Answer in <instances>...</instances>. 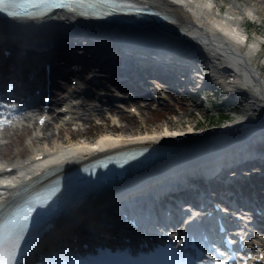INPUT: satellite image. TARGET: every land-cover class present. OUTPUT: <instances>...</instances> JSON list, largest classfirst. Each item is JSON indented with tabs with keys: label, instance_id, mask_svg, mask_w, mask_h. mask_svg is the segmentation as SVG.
I'll list each match as a JSON object with an SVG mask.
<instances>
[{
	"label": "bare ground",
	"instance_id": "6f19581e",
	"mask_svg": "<svg viewBox=\"0 0 264 264\" xmlns=\"http://www.w3.org/2000/svg\"><path fill=\"white\" fill-rule=\"evenodd\" d=\"M154 1H158L161 4L168 6L174 13H176L178 23L167 24V26L170 27V29L181 28L183 29L184 34L188 36L187 39L178 40L179 48H176L173 45L174 40L171 39V35L165 32L161 33L163 35L158 36L154 35V33L146 35L143 33L139 34V32L133 30H120L119 28H106V30H104L99 26H94L90 23H81V21L66 14L58 15V18L61 20L60 22H48L46 20L24 24L23 22L0 20V39L5 38L12 42L22 43L23 47L21 50H31L36 46L46 47V51L52 54L53 52L48 48L56 51L66 49L63 47L67 45V48L72 47L75 51L79 49L93 48L92 51L97 53V58H101L106 62L117 59L116 56H118V50L113 49L117 44H113L114 42H131L133 43V46L137 47L152 45V47L166 48L170 51L180 49L181 51H179V53L185 58H188L187 61H189V59L191 60V65L189 63L190 75H193L195 71L203 74L206 81L215 87H219L220 85L226 88L233 98L241 94L239 91H242L243 94H245L244 91H246L252 102L256 104V107L254 106L249 112L247 111L244 117L223 129L220 128L207 132H200L191 127H188L186 130L169 129L167 127L162 131L154 130L133 134L131 136H124V134L112 136L109 133H112L113 131L110 130L106 135L101 137L100 143L117 145L130 143L132 145H143L146 143L153 144L154 142H179L180 144H184L187 148L193 145L196 146L189 148L188 151H185L180 155L162 162L160 165L167 164L173 169L179 167L182 162H186L192 157L198 158L203 151L201 147H205V145L209 144V141L215 139V137L223 130H225V132L233 130L236 134L240 135L235 143L241 140H248V143L256 142L259 138L257 133L264 130V116H257L255 114L257 113V110L264 108V78H257L259 70L250 65H253V57L257 46L251 44L245 50L246 34L239 25L246 15L254 17V14H252L254 10L250 9L249 12L232 5L227 8L225 14H220L219 11H217V7L214 5L213 0H178L186 7V9L178 5L172 6L167 0ZM80 24H83V27L80 26ZM83 34L86 35L85 37L88 39L85 41H93L94 39L99 41V43L90 42L89 45L85 46L73 42V40H76ZM101 37L104 41L103 44L100 43V40H102ZM64 38L70 39L72 42L66 45L62 42ZM84 38L82 39L84 40ZM148 40H154L157 42L162 41L163 45L149 42ZM170 51H166V53L169 54ZM198 53L200 55H197ZM42 55L46 56L44 52ZM195 55L197 56L195 57ZM161 56L166 57L165 54ZM81 57L82 56L80 55L73 56L74 59ZM136 58L137 57L129 56L127 59H124H126L127 62L131 61L133 64L157 66L158 68H166L167 66V63L162 64L166 61L159 58H157L156 64L150 59V61H140L137 59L138 62H136ZM198 59H201V61ZM154 60L155 59H153V61ZM183 62L188 64L185 60ZM128 63L131 64L130 62ZM42 130L43 129H40V132ZM123 132L124 130H122V133ZM77 135L81 136V133H77ZM54 136L53 133H48L47 131L43 135L38 133L33 137V142H43L47 145L49 144L47 141L52 140ZM255 136H257V138ZM86 142L87 141L84 140L66 145L63 143L57 148H53L52 152H64L67 149L85 150L89 146ZM10 145V142H0V159L13 158L10 157L11 155L8 153L3 154V151L9 149L7 146ZM227 145L228 144L224 143H220L215 147L209 145L210 148L205 150V154L211 153L213 155L214 152L217 150H223ZM52 152L46 150L44 147H32V155L30 157H35L39 154H45L48 156L47 154L52 155ZM18 163L17 167L19 169H25L31 166L24 165L22 161ZM3 168L4 166H0L1 170H3ZM142 176L143 175H140L139 178ZM130 182L131 180L127 179L125 183L120 185L121 187H118V190H123L121 189L122 187H130L129 184H132ZM15 191L16 189H7L1 196H11ZM116 193L118 192L115 191L114 194ZM105 195L106 194H102L101 196ZM112 195L113 194L106 196L103 200H100V202L104 203L109 201L112 198ZM5 199H7V197ZM2 201L3 200H0V203ZM62 234H65V231H63Z\"/></svg>",
	"mask_w": 264,
	"mask_h": 264
},
{
	"label": "snow or ice",
	"instance_id": "6c2138e0",
	"mask_svg": "<svg viewBox=\"0 0 264 264\" xmlns=\"http://www.w3.org/2000/svg\"><path fill=\"white\" fill-rule=\"evenodd\" d=\"M148 6L147 0H0V13L13 19H35L53 9H65L87 17L111 15L117 10H134L139 14ZM35 210L31 202L12 206L7 211L0 208V264H18L20 244ZM260 259L264 260V254ZM213 264L227 262L214 261Z\"/></svg>",
	"mask_w": 264,
	"mask_h": 264
},
{
	"label": "rangeland",
	"instance_id": "374dc122",
	"mask_svg": "<svg viewBox=\"0 0 264 264\" xmlns=\"http://www.w3.org/2000/svg\"><path fill=\"white\" fill-rule=\"evenodd\" d=\"M240 2L242 3L241 5L243 7L248 8V7L252 6L251 3L253 2V0H248V2L246 0H240ZM186 67H188V65H186ZM200 75L203 77L202 74H200ZM205 88H206V85H205ZM209 91H211V96H210L209 100H211V102H218L219 103V101H216V96H217L216 91L214 89H210V88H209ZM238 98L233 99V101L234 102L237 101ZM211 102L203 103V106H202L203 108L202 109L200 108L202 112L199 111L197 107L190 105V102L188 104L189 105L188 108H185L184 110L182 109L184 113L181 111L177 112L175 108L162 109V111H160L159 113L164 114V119H161V121L160 120L156 121L155 117H154L155 114H152V112L147 111L145 109H142L141 114H139L138 118H132V116H131L130 120H129V117L127 116L126 113L115 112L114 116L119 118L120 121L125 122L124 126H126V128H124V130H125V133H127V134L130 132L131 133H139V132L145 131L147 129L154 131V130H160L161 128H164L167 125L168 126H185L186 123H190L193 125L197 122V118H198L197 113L198 112L201 115H203V112L209 113V114H211V113L216 114L217 111H215V112H213L212 110L209 111L210 109H212ZM229 102H231V101H229ZM124 114H126L127 117H125ZM166 115H167V117H166ZM159 116L163 118L162 115L159 114ZM102 118H104V116ZM124 119H126V121ZM97 120H99V119H97ZM219 120L220 119L216 116L215 121L219 122ZM206 121H208V120H206ZM56 122L57 121L55 120V123ZM55 123H53L49 128V132H52V133L55 132V137L46 146L59 144L60 140H67L69 138V133L71 131V128L64 129L63 131L60 132V130H58L59 125L57 126ZM103 123H105L103 125L104 127H101V126H94L93 124L90 123V121H84V122H80L79 126L82 128H85L87 126V128L89 130L99 129L100 127H101V129H108L107 121L103 122ZM114 123H119V121L117 119H115L113 122H109V125L114 124ZM203 126H204V124H203ZM80 130L84 131V129H80ZM24 132L25 131L18 133V132L14 131V134H10V136L8 138L7 137L5 138V139H7V141H10L11 145L7 146V148H9V149L4 150L3 154L8 153L9 155H11L10 157H13L11 159L12 161L18 160L20 154H21V156H24V155L29 156L31 154V151H32V146H34L32 144H41V146H44L43 142L42 143H32L33 142L32 137H34V135H35L33 131H30L28 134H24ZM19 134L21 136H19ZM0 161H2V160L0 159Z\"/></svg>",
	"mask_w": 264,
	"mask_h": 264
}]
</instances>
